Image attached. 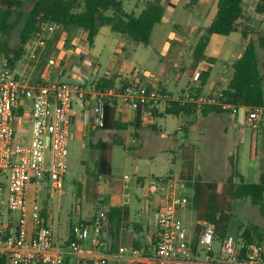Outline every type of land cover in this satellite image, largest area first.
Here are the masks:
<instances>
[{"label":"built area","instance_id":"1","mask_svg":"<svg viewBox=\"0 0 264 264\" xmlns=\"http://www.w3.org/2000/svg\"><path fill=\"white\" fill-rule=\"evenodd\" d=\"M91 68L92 64L72 68L81 78L79 83H23L15 70L6 64L0 66V264H106L105 257L93 261L69 259L82 255L87 244L104 249L106 212L100 211L77 226L68 245H61L50 224L51 216L30 209L31 188L37 192L63 191L69 170L75 102L84 109L85 123L96 129L105 126L107 105L114 99L118 106L135 111L161 112L176 103L197 109L218 108L231 115L245 109L252 127L264 124V106L236 108L223 100L222 92H186L174 97L152 79L102 88L91 80ZM188 203L187 198L174 196L160 208L153 257L148 264H264V242L250 243L232 234L223 240L221 255L214 260L211 254L216 227L208 221L200 222L203 231L193 246L187 227L176 217L178 210ZM199 245L205 248L202 260L194 257ZM130 252L133 257L140 255L139 249ZM120 253L125 255L127 251L122 248Z\"/></svg>","mask_w":264,"mask_h":264},{"label":"rangeland","instance_id":"2","mask_svg":"<svg viewBox=\"0 0 264 264\" xmlns=\"http://www.w3.org/2000/svg\"><path fill=\"white\" fill-rule=\"evenodd\" d=\"M26 3V11H29L35 0H24ZM126 10L131 11L137 5H142V2L137 0H122ZM144 1V0H143ZM190 0H179L175 2L176 9H169L164 7V19L161 25L156 26L153 35L152 43L149 46L136 45L132 40L126 36L113 32L109 27L101 29L99 40L97 42L94 55L96 56V64L92 66L91 74L92 81L100 78H110L120 75L128 81H147L149 79L159 78L161 83L166 85L170 91H176L187 87L188 82L194 78V72L191 68H185L184 71L180 67H175L172 64V58L178 50H169L166 46L167 40L171 35H180L174 23H181L186 18H190L191 14L187 9ZM258 5V0H244V9L254 12ZM218 14L217 5L213 8L211 16L205 21V26H208ZM263 23L256 26L257 32L264 33V17ZM19 29L14 30L9 37L0 35V42L6 41L10 47H16L19 43ZM68 32L62 28L55 26H48L43 40L31 41L25 48V57L17 64V72L22 75L21 80L25 83L26 79L32 80L35 72H32V67L40 61H44L45 57L53 53L57 49L63 48L61 38ZM241 34L234 33L229 38L220 37L210 48L217 45H224L238 41ZM128 39V40H125ZM171 42V40L169 41ZM125 44V49H121ZM259 54L264 57V49H259ZM32 55V57H31ZM118 56V63L116 66L112 65L114 57ZM4 63H0L3 66ZM27 68V72L25 67ZM96 69V72L94 70ZM33 74V75H32ZM64 82L79 83V78L75 75L68 74ZM82 105L75 102L73 106V115L76 117L81 111ZM218 119V118H217ZM228 119V120H227ZM225 120L215 121L213 126L196 127V130L189 129L183 131L178 130L179 122L174 116H167L163 121H159L160 125L166 123L167 133L171 135V140L159 136L157 141L149 144L143 152L129 150L126 146L114 144L111 145L112 137H109L108 143L112 147L113 157V177L114 181H125L129 184V192H134L140 198L143 193L148 194L147 188L144 191L137 184L136 164L144 163L150 168L147 176L148 184H151L155 192H151L152 196L160 205L162 200L167 196L185 197L188 199V204L181 208L180 222L185 225L190 232L195 228V224L199 222L197 212L193 207L191 198L194 195V189L188 187L181 181V186L173 191L172 188L166 186L162 182L164 177L168 175H181V172L186 165V155L191 153L194 159V177L202 178L205 183L220 182L225 183L229 178L231 168V157L236 163L237 168L244 179L250 183L260 182V175L264 172V160H255L253 149L255 145L259 148L258 155L263 156L260 151L263 142V131L260 129L257 142L255 138L251 140L252 131H246L244 124L235 126L229 118ZM204 122V121H203ZM202 122V123H203ZM240 122V121H239ZM228 128V132L224 128ZM201 128V129H200ZM165 129H163V132ZM21 132H19V136ZM111 134V133H110ZM27 139L30 138V133H27ZM188 137L189 141H185ZM115 143L123 140L126 144L127 139L130 138L127 129L119 130L114 136ZM94 138L91 136L89 130L73 131L70 141V153L68 157L69 170L65 180V185L62 193H54L48 190L37 192L36 189L31 188V203L30 209L44 211L51 216L50 224L54 230L55 236L60 241L67 240L71 226H79V218L88 220L93 213L104 211L112 215L111 209L107 207L106 201L100 202L103 196V189L97 187V181L92 175L94 170V160L99 154V149L93 148L92 144ZM175 144V149H170L171 145ZM176 158L173 162L172 159ZM236 158V159H235ZM127 160L131 161V164ZM128 166V167H127ZM107 178V180H110ZM181 180V178H180ZM239 183V179L236 180ZM105 183V182H104ZM104 183H102L104 185ZM156 187V188H155ZM155 188V189H154ZM136 195L129 198L130 202V220L124 224L131 227L135 224L141 223L146 227L147 221L155 219V210L153 203L150 201H138ZM215 200L221 203L227 213L231 214L232 221L229 228V233L240 238L247 226L253 225L259 229L264 235V216H262L260 209L251 204L248 200H234L227 193L222 195H215ZM165 201V200H164ZM147 204L150 206L148 214L144 215L141 211ZM148 209V208H147ZM53 210V213H52ZM113 224H114V214ZM87 222V221H86ZM31 225V221L29 223ZM215 255L221 253V242L217 241L214 244ZM198 253L199 259H204L205 248L199 245Z\"/></svg>","mask_w":264,"mask_h":264},{"label":"trees","instance_id":"3","mask_svg":"<svg viewBox=\"0 0 264 264\" xmlns=\"http://www.w3.org/2000/svg\"><path fill=\"white\" fill-rule=\"evenodd\" d=\"M256 16H264V0H258L254 15L244 9V0H219L217 17L206 34L199 38L194 48L191 68L196 73V77L194 85L189 89L191 93L201 92L210 79V69L219 62L218 54L209 51L213 42L220 37L240 33L247 39V44L241 57L229 66L232 77L226 89L222 91L223 100L236 108L264 106V59L259 55V49H264V33L257 32ZM163 17L164 7L151 1H147L141 12L136 13L126 10L122 0H35L29 11H26L24 0H0V35L9 37L20 27L19 43L16 47H10L6 41L0 42V63L15 70L25 55L26 46L31 41L43 40L46 28L50 25L62 28L66 32L72 27L87 30L89 47L94 46L103 27L127 35L136 45L149 46L153 32L156 26L162 24ZM250 35H256V39L253 37L248 39ZM127 82L128 80L119 77L96 81L102 88L122 87ZM117 104L115 99L108 103L106 124L101 129H111V118L115 114ZM211 109L217 113H227L218 108ZM197 110L193 105L182 106L176 103L163 112L152 113L156 118L168 115L179 116L182 113L191 116ZM141 111V109L137 110L138 119ZM134 126L135 129L139 128L137 124ZM127 127V124L120 121L114 123L116 130H124ZM261 127H264V124ZM92 147L100 150L92 175L96 181L101 178H112L109 144L102 142ZM230 160L232 171L223 185L215 181L205 183L202 178L194 177L195 164L191 153L186 155V165L180 175L181 181L194 189L191 202L199 222L208 221L214 224L216 241L221 243L230 234L232 217L221 207V203L215 200V195H222L225 192L234 200H248L252 205L257 206L264 216V172L261 174L260 182H247L239 173L232 157ZM237 179L239 183L236 182ZM111 211L114 213V209ZM108 215L110 214L107 213V218ZM240 238H246L250 243L264 242V235L253 225L247 226Z\"/></svg>","mask_w":264,"mask_h":264},{"label":"crops","instance_id":"4","mask_svg":"<svg viewBox=\"0 0 264 264\" xmlns=\"http://www.w3.org/2000/svg\"><path fill=\"white\" fill-rule=\"evenodd\" d=\"M137 1L142 2L143 4L140 6L139 5L135 6L136 8L132 9L131 11L128 10L129 12L132 11H135L136 13L141 12L147 1H151L156 4L162 5L163 7H169V9L174 10L176 9L175 2L179 0H144V1L137 0ZM218 2L219 0H190V3L187 5V9L191 14V17L186 18L181 23H174L175 29L180 33L182 30V33L180 35H176V34L171 35L167 40L168 42L166 46L171 51L172 50L179 51L176 52L175 57L173 56L172 58V64L175 67H180L182 71H184L186 67L191 68L194 48L199 38L206 34L207 29L215 19L212 20V22L208 26H205V21L211 16L213 8L216 5L218 7ZM248 12L252 15L255 14V10L254 12L251 11ZM263 17L264 16L262 17L256 16L255 26L263 23L262 20ZM123 36H126L129 39L127 35H123ZM230 36L224 38H229ZM252 37L256 39V35H250L248 39ZM87 38H88L87 30L80 29L78 27H72L68 31V33L65 36H62L61 38L60 42H62L63 48L57 49L53 53L46 56L44 61H40L36 64V66L32 67V72L34 73L36 70L37 73H35V76L33 77L32 80H29L30 78L28 77L25 83H33L40 81H48V82L63 81V79L68 74L75 75L76 77L79 78V82H80L81 78L71 71L72 68L74 66H78V65L81 66L83 64H92L93 66L97 62L94 52L97 42L99 40V35L97 36L93 47H89ZM170 40L171 42H169ZM214 42L210 46V48L214 45ZM246 44H247V39H245L241 34V37H239L238 41L225 43L224 45H217L216 47H213L214 50H211L209 48L210 53L216 52L218 54L219 62L216 63L210 69L211 72L210 79L207 85L203 87V89L199 94L217 95L221 93L224 89H226L232 77V71L229 68V66L233 64L239 57H241L246 47ZM120 48L122 50L125 49V44H123L122 46L120 45ZM118 58H119L118 56L114 57L112 65L114 66L117 65ZM261 58L264 59V57ZM27 68L28 67L26 66L25 72H27ZM91 69H89L90 73H91ZM15 72L17 73L19 79L21 80L22 75L17 72V68L15 69ZM94 72H96V69L94 70ZM115 77H119L122 80H127L122 76H120L119 74L116 75ZM195 77H196V73L194 72V78L188 82L189 85L183 89L176 91H170L166 85L161 83V80L159 78H155L152 80L154 81V84L157 87L161 88L166 92H169L174 97H178L184 95L186 92H190L189 89L194 85ZM119 81L120 80H118V82ZM146 82H148V80L143 81V83ZM199 94H195V95H199ZM211 108L207 107L204 110L198 109L196 113L191 116H188L183 113L180 114L179 116H174L178 119V122L180 124L178 130L185 131L189 129L190 131H194L196 130V127H200L201 125H203L204 127L205 126L211 127L215 125V121L225 120L229 118L231 122H234L235 126H237L238 124H244L245 126H247L246 131L253 132L251 135V140L255 138V141L257 142L259 131L261 129L263 131L262 132L263 142L261 147L262 149L260 151L263 152V156L258 155L259 148L256 145L255 148L253 149V154L255 160H264V127H261V125L252 127L248 122L247 113L245 109H241L239 113H237V115H231L230 113H224V114L217 113ZM137 115H138L137 111L121 105L118 106L117 104L115 114L111 118V129L103 130V129L92 128L91 126L85 123L84 109L82 108L81 111L77 114V116L76 117L74 116V122L72 125V134L73 131L76 130V128H78V130H83V131L89 130L91 136L94 138V142L92 145H98L99 143L102 142L110 144L108 143L110 139L109 137H112V142H111L112 147L114 144H118L120 146H123L124 148H126L127 146L129 150H133L135 152L136 151L143 152V150H145V148H147L151 142L157 141L159 136H163L165 139L175 142L171 138V135L167 133L166 123L164 125H160L159 123L160 120L163 121L167 116L156 118L152 112L145 110L141 111L139 119ZM116 121H120L121 123H125L128 125L127 131L130 138L127 139L126 144L123 142V140L115 143L116 140L114 136L119 131L114 128V123ZM134 124H137L139 128L135 129ZM163 129H165L164 130L165 133L163 132ZM224 131L228 132L229 130L227 127H225ZM186 141H189L188 137L185 139L184 142ZM112 147H110V162L112 166V175H113L114 164H113V157L111 154L113 149ZM170 147H171L170 149L172 148L175 149L176 146L175 144H173ZM99 155H100V150H99V154L95 157L94 170H92V173H94L95 171V164L99 158ZM175 160L176 158L172 159L173 162ZM128 163L131 164V161L127 160V165ZM236 165H237V159H236ZM135 168L137 175V184L144 191L147 188L148 194L143 193V196L140 198V196H137V194H135L134 192H129L130 190L129 184L125 181H118V180L114 181L111 179L108 181L107 178L106 179L101 178L99 181H97L96 184L97 187L98 188L100 187L101 189L104 190L100 202L104 203V201H106L108 203L106 204L107 207L110 208L111 210L114 209V213H112V215L114 214V224L112 222L113 216L108 215V221L104 232L105 245L103 250L96 249L92 247L91 244H87L85 246V251L83 252L82 255L77 257H69L70 260H75L80 258L83 260L93 261L105 257L106 264H130V263L148 264L149 263V261L153 257L152 244L156 239L158 213L164 202L174 197V195L167 196L164 199L165 201L162 200L160 205L157 206V202L151 193V192H155L156 187L154 188L155 190H153L152 189L153 186L151 184H148L147 182L146 175H149L150 168L144 163L136 164ZM162 182L165 183L167 187L172 188L173 191H175V189H178L179 186L182 187V185H180L181 184L180 176L177 174L175 176L168 175L164 177ZM102 183H104V185ZM32 195L33 194H31L30 192V199ZM133 195H136V197H138L137 198L138 201H146V202L150 201L151 203H153V209L156 211L155 212L156 217L155 219L153 217L151 222L147 221L146 227L141 223L135 224L133 227L130 226L129 222L128 225L124 224V221L127 222L130 220L131 210H130L129 198H131ZM149 209L150 206L147 207L146 204L143 210L141 211L144 213V215H146L148 214ZM96 214L93 213L88 220H82L81 218H79L78 225L85 223L86 221H90V219H92ZM176 217L179 221L182 219L181 209L178 210ZM76 227L77 226L70 227L69 234L65 242L60 241V239L56 236L57 239L60 241L61 245L64 244L66 245L69 238L72 237V233ZM202 231H203V227L200 225V222H197L195 224V228H193L192 232L189 233L188 231L189 242H192L193 246L196 245L197 241L199 240L202 234ZM122 248H125L127 251L125 255L120 253V249ZM132 249H139L140 255L133 257L130 252ZM220 255L221 253L219 255H215L214 246H213V251L211 254L213 259L214 260L219 259ZM194 257L199 259L200 254L198 253V251L196 256Z\"/></svg>","mask_w":264,"mask_h":264}]
</instances>
